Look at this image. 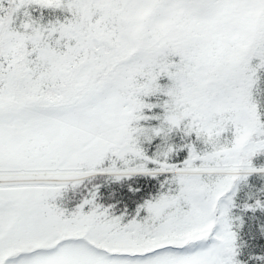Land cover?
<instances>
[{"label": "snow or ice", "instance_id": "snow-or-ice-1", "mask_svg": "<svg viewBox=\"0 0 264 264\" xmlns=\"http://www.w3.org/2000/svg\"><path fill=\"white\" fill-rule=\"evenodd\" d=\"M0 264H264V0H0Z\"/></svg>", "mask_w": 264, "mask_h": 264}]
</instances>
